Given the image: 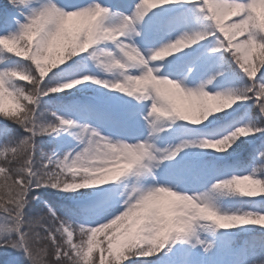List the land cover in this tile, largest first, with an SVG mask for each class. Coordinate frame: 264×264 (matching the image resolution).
Returning a JSON list of instances; mask_svg holds the SVG:
<instances>
[{"label": "snow or ice", "instance_id": "snow-or-ice-1", "mask_svg": "<svg viewBox=\"0 0 264 264\" xmlns=\"http://www.w3.org/2000/svg\"><path fill=\"white\" fill-rule=\"evenodd\" d=\"M0 160L23 264H264V0H8Z\"/></svg>", "mask_w": 264, "mask_h": 264}, {"label": "trees", "instance_id": "trees-1", "mask_svg": "<svg viewBox=\"0 0 264 264\" xmlns=\"http://www.w3.org/2000/svg\"><path fill=\"white\" fill-rule=\"evenodd\" d=\"M8 3V0H0V6H6ZM38 144L41 146V141L38 138ZM37 156L39 157L38 153ZM0 163H2V160H0ZM30 215H36V211L33 210L30 212ZM18 254L17 252L13 251L12 249H6V248H0V264H6V261L9 256ZM19 264H23V262H20Z\"/></svg>", "mask_w": 264, "mask_h": 264}, {"label": "rangeland", "instance_id": "rangeland-1", "mask_svg": "<svg viewBox=\"0 0 264 264\" xmlns=\"http://www.w3.org/2000/svg\"><path fill=\"white\" fill-rule=\"evenodd\" d=\"M7 101H6V105H7ZM39 140L41 141V147L45 150L48 151L51 148V145L49 144L47 138H39ZM39 155V153H38ZM258 227V226H257ZM144 259V258H141ZM20 262H22V258L20 256V254H15V255H11L6 264H19Z\"/></svg>", "mask_w": 264, "mask_h": 264}]
</instances>
